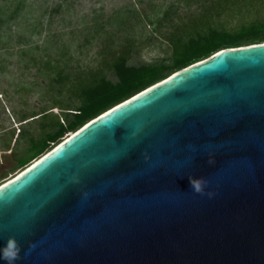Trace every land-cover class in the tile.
<instances>
[{"label": "water", "instance_id": "1", "mask_svg": "<svg viewBox=\"0 0 264 264\" xmlns=\"http://www.w3.org/2000/svg\"><path fill=\"white\" fill-rule=\"evenodd\" d=\"M9 236L16 264H264V42L170 73L1 183Z\"/></svg>", "mask_w": 264, "mask_h": 264}, {"label": "rangeland", "instance_id": "2", "mask_svg": "<svg viewBox=\"0 0 264 264\" xmlns=\"http://www.w3.org/2000/svg\"><path fill=\"white\" fill-rule=\"evenodd\" d=\"M11 1L0 6L11 7ZM123 9L135 10L140 20L128 17L119 28L112 20ZM209 17L211 25L233 31L264 20V0H25L14 19L0 26V184L33 162L20 166L16 160L31 156L29 139L40 132L39 117L63 118L56 100L64 112L73 106L51 79L56 70L73 82L98 72L122 41L115 42L117 34H136L130 64L167 60L179 37L184 40Z\"/></svg>", "mask_w": 264, "mask_h": 264}, {"label": "trees", "instance_id": "3", "mask_svg": "<svg viewBox=\"0 0 264 264\" xmlns=\"http://www.w3.org/2000/svg\"><path fill=\"white\" fill-rule=\"evenodd\" d=\"M2 2L6 4L8 0ZM11 3V7L5 6V9H3L4 5L0 6V26L14 19L19 9L24 6L25 0H17L15 3L12 0ZM128 17H134L135 21L140 20L135 10L123 9L112 22L123 28L122 23L126 22ZM211 24V18H206L200 26L192 27L184 40L179 37L175 49L167 60L161 59L140 66L130 64L131 56L137 46L136 34H123V36L117 34L119 36L116 35L115 42L121 39L122 41L117 45L118 48L109 51L108 59L103 60L104 68L99 69L98 72L90 73L84 78L78 77L73 82L70 74L56 70L51 79L57 84L59 92L66 90L68 100L73 102V106L67 108L69 112H64L61 102L56 100L54 107L59 108L61 113L63 111L64 119L59 115L42 114L38 119L40 132L29 139L31 156L23 161L22 158H17L16 162L20 166L35 162L62 141L67 132H75L100 113L164 79L170 73L204 60L220 49L264 42V20L244 23L233 31ZM167 70L169 72L166 74ZM11 171L16 172V165Z\"/></svg>", "mask_w": 264, "mask_h": 264}, {"label": "clouds", "instance_id": "4", "mask_svg": "<svg viewBox=\"0 0 264 264\" xmlns=\"http://www.w3.org/2000/svg\"><path fill=\"white\" fill-rule=\"evenodd\" d=\"M189 184L193 192L198 194L205 193V181L189 180ZM29 247L34 248L35 245L31 244ZM20 252L21 246L19 241L15 237L9 236L4 247L0 249V259L4 260L5 264H16V261L21 259Z\"/></svg>", "mask_w": 264, "mask_h": 264}, {"label": "bare ground", "instance_id": "5", "mask_svg": "<svg viewBox=\"0 0 264 264\" xmlns=\"http://www.w3.org/2000/svg\"><path fill=\"white\" fill-rule=\"evenodd\" d=\"M67 137H68V136H67ZM38 160H39V159H38ZM36 161H37V160H36ZM36 161H35V162H36ZM35 162H33V163H35ZM33 163H32V164H33ZM32 164H31V165H32ZM31 165H29V166H31ZM29 166H27L26 168H28ZM26 168H25V169H26ZM10 179H11V178H10ZM10 179H8V180H10ZM8 180H6V181H8ZM4 182H5V181H4ZM4 182H3V183H4Z\"/></svg>", "mask_w": 264, "mask_h": 264}]
</instances>
